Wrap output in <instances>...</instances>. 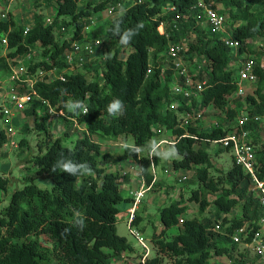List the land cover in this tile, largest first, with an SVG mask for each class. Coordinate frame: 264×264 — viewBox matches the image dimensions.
Listing matches in <instances>:
<instances>
[{
    "label": "trees",
    "instance_id": "1",
    "mask_svg": "<svg viewBox=\"0 0 264 264\" xmlns=\"http://www.w3.org/2000/svg\"><path fill=\"white\" fill-rule=\"evenodd\" d=\"M43 1L47 8L56 10V15L49 17L53 19L51 25L42 14ZM128 1L36 0L38 13L27 36H24L26 26L17 23L12 15L2 19L5 11L0 10V79L10 76L12 67L19 64L18 59L25 60L30 50L41 48L44 55L41 61L36 57L29 62L25 60L30 72L57 68L66 76V81L39 83L36 86L39 97H34L23 112L26 119H33L42 134L39 154L31 159L32 164L53 186L49 190L28 184L17 190L0 212V264H116L118 261L132 264L130 258H137L138 264H211L213 258L221 256H226L231 264L257 262V257L252 259L245 252L247 249L241 251L232 235L247 227L249 237L244 242H251L261 229L264 195L254 189L252 176L236 164L233 155L232 167L215 179L210 173L213 165L207 150L212 141L235 130L243 113L264 119V66L257 64V88L245 97L238 96L241 66L233 67L245 54L255 59L264 56V0H203L224 17V30L220 32H213L204 24L206 19L199 0H136L127 3L124 9L119 8ZM111 7H115L116 16L95 25L87 35L88 39L104 41L101 51L105 50L106 56L100 70L92 71L94 78L85 73H67L69 65L63 54L70 42L83 41L81 32L85 25H92L95 14ZM255 7L259 9L254 11ZM162 25L165 34L159 30ZM62 28L73 34L70 40L58 42L55 30ZM229 37L239 41L237 49L226 46L225 39ZM177 43L186 46L183 58L190 67L206 60L194 76L199 84L206 82L196 96L184 98L173 93L176 73L168 51L171 44ZM5 50L9 51L7 55ZM126 53L127 57L122 58ZM43 99L65 113L61 117L66 127L64 137L71 136L73 123L86 126L85 134L78 137L73 147H63L62 138L54 137L48 125L52 116ZM177 100L181 103L170 108ZM116 102H121L120 109L110 115L108 106ZM70 103L75 105L74 110L68 109ZM209 107L223 114L210 130L199 127L198 122L203 119L183 125L185 111L199 113ZM40 111L45 113L41 117ZM28 124L22 128L24 134L30 131ZM245 129L252 133L257 178L264 184V143L259 137L264 129L254 122H247ZM164 132H170L176 139H172V146L180 159L173 162L174 168L194 169L195 179L201 183L188 199L198 205V214L186 217L189 207L184 204L183 196L163 207L160 212L163 227L156 228L150 238L153 256L141 263L140 255L134 256V246L117 233L120 204L133 205V197L125 198L121 189L122 182L130 177L120 169L109 172L107 166L133 159L137 161L138 178L156 190L154 160L150 155L139 158V152ZM121 136L133 139L134 143L123 145L119 153L112 155L104 152L103 144L94 139L118 142ZM7 141V130L0 129V148ZM27 144L26 139L19 142L22 147ZM224 152L231 153L230 149L219 146L217 154ZM66 166L72 171L63 170ZM4 181L7 179L0 177V190L6 191ZM218 193L213 201L209 200L210 195ZM212 204L213 217L205 216ZM238 208L240 217L232 213ZM139 215L136 210L132 228L139 225L142 218ZM219 219L221 231L215 227V220ZM173 227L178 232L169 238ZM42 237L46 238V244L42 243Z\"/></svg>",
    "mask_w": 264,
    "mask_h": 264
},
{
    "label": "rangeland",
    "instance_id": "2",
    "mask_svg": "<svg viewBox=\"0 0 264 264\" xmlns=\"http://www.w3.org/2000/svg\"><path fill=\"white\" fill-rule=\"evenodd\" d=\"M91 1V0H86ZM2 7L0 10L5 11V18L2 17V19H9L10 15H12L15 19V21L21 25H24L26 27L33 26L34 25V19L35 15L38 13V10L36 8V0H1ZM43 12L42 14L45 15V17H51L56 15V10L47 8L46 5H44L43 1ZM129 4V2H128ZM56 8V6L54 7ZM259 8L255 7L254 11L258 10ZM52 21L53 19L50 18ZM94 25H101L104 24L105 21L111 19L108 16V9H105V11H100L97 14L93 16ZM62 20V17L61 19ZM49 24V23H48ZM206 25V22L204 23ZM227 28V26H226ZM163 27H160L159 30L163 31ZM64 33V35H63ZM71 30L67 31H59L55 30V38L58 42L64 39L70 40V35H72ZM90 39V38H89ZM91 40V39H90ZM81 41V40H79ZM103 51V52H102ZM99 51L98 54L95 57H92L88 60V63L85 68L83 67H76V69H68L67 72L69 74L71 73H85L88 75L89 78H94L95 74L92 71L100 70L101 68V62L104 61L106 54L105 50ZM9 52L7 50L4 51V54ZM127 54H123L122 58H126ZM38 61H41L44 58L42 48L37 50V54L35 56ZM34 57V59H35ZM245 58L250 57L249 54L244 55ZM254 57V56H253ZM33 59V60H34ZM264 59L263 57L258 56L256 60L258 63H261V60ZM23 60V58H21ZM242 59H239V61L233 65V67H238L240 63H242ZM21 64V63H19ZM103 74H101L100 81H103ZM174 82L172 83V88L176 82V77L174 76ZM244 95L242 97H245L246 94H252L255 92L257 88V84H248L244 82ZM1 102L0 101V114H1ZM176 103H181L180 100H177ZM231 105V102L228 103V106ZM75 105L73 103H70L68 105L69 110H74ZM44 112H39V117H41ZM220 118H223V114L220 113L219 110L214 109L213 107H209L204 112L203 120L198 122L199 127H201L204 130H210L212 127H214L218 120ZM30 125V131L27 134H24L22 131V128L24 124ZM73 123V122H71ZM76 124V122H75ZM48 125L52 128L54 131V137L62 138L61 144L63 147H73L75 141L78 139L79 136H83L86 131L85 125H74L73 127L74 131L71 133L70 137L65 136L64 133L66 130L65 127V121L64 119L60 118H54L51 117L49 120ZM12 128L15 131V134L12 137V141H15L17 144L22 139L27 140V145L24 147L19 146L15 147L12 144V141L9 140L7 143L0 148V177L4 180L7 179V181H4L6 191L0 190V212L9 205L11 202L13 196L15 195V192L17 190L23 189L28 184H35L41 189H51L53 184L52 181L48 178H45L43 176H40L37 171L38 169L33 166L32 164V158L39 154V146L38 143L40 142L42 138V134L39 133L38 129L35 127V122L33 119H29L24 117V115L17 114L15 117H5L0 115V129H8ZM63 136V137H62ZM260 141L264 143V130L259 133ZM95 140L99 141L101 144H103L104 152L108 154H116L121 151V148L123 145H132L134 143L133 139L125 136H121L120 141L118 142H112V141H106L104 139H101L100 137H94ZM172 139L175 141V137L171 136L170 132H164V134L159 135L157 137L152 138L139 152V158H142L143 156H148L153 153V160L155 162L156 166V179H157V189H151L149 192L147 191L144 195L145 198L143 199V204H140V209L144 210L143 217L140 220V223L138 226H134L133 230L141 236L147 245L151 249V256H153V250L151 246V236L154 232V230H159V226L162 223L161 220V209L163 207L169 206L172 202L179 200L181 196L184 197L186 205L189 207V211L186 213V217L189 218L191 216L198 214V205L194 202H190L188 199L191 197L192 190L197 189L201 186V183L197 179H195L196 174L194 169L187 170V169H181L176 170L174 168L173 162L175 160L180 159V155L177 154L175 148L171 146L170 144L161 143L162 141H168L172 142ZM218 146L217 145H210L208 147L207 152L209 153L211 157V162L213 165V168L210 169L211 175L217 179L218 176H222L226 174L229 169L233 165L232 160V153L230 152H224L222 154H217ZM137 161L133 159H127L123 163L114 164V165H108L107 169L109 172L115 171L116 169H120L121 173H127L130 177V179L133 181V179H138V171H137ZM166 170L168 171L166 173ZM187 177V181L180 182L179 179ZM139 183V180H137ZM143 184L144 181H142ZM146 187H148L146 185ZM156 187V186H155ZM122 194L125 198H128L130 193L129 189L126 186L125 182H122L121 184ZM254 189H256L254 187ZM258 195L259 193L256 192ZM220 193L216 194L215 196L210 195L209 200L213 201ZM156 203H155V201ZM154 201V203H153ZM127 202H122L120 204L121 212L118 215V223H117V233L121 237H125L127 241L132 244L135 247V250L142 251V247L138 244L137 236L135 233H131L129 229V212H127L128 208ZM215 211V206L212 204L209 206L207 212L205 213V216L213 217V213ZM232 213L237 216H241L240 208L234 210ZM216 224V230L221 231V219L218 221L215 220ZM177 228L173 227L169 230V238H172L174 235L177 234ZM261 235L264 237V226L262 227L260 231ZM42 243L46 244L47 240L45 237H42L41 239ZM241 251L244 252L246 249L243 244H239ZM246 253L250 256V258L253 259L255 257L251 251L248 249L245 250ZM133 257V256H132ZM128 258V256H127ZM125 259V258H124ZM264 259V257H263ZM140 260V259H138ZM130 263L132 264H138L137 258H130ZM123 261H118L116 264H122ZM229 259L226 256L221 257H215L211 260V264H228Z\"/></svg>",
    "mask_w": 264,
    "mask_h": 264
},
{
    "label": "built area",
    "instance_id": "3",
    "mask_svg": "<svg viewBox=\"0 0 264 264\" xmlns=\"http://www.w3.org/2000/svg\"><path fill=\"white\" fill-rule=\"evenodd\" d=\"M10 1V0H6ZM136 0H129L130 3H134ZM119 5L120 9H124L127 6V3ZM199 7L203 9L204 17L206 23L212 29L213 32H220L224 30L225 19L220 15L210 4L205 3L203 0H199ZM117 12L115 7L108 8V16L110 18L116 16ZM5 18V13L2 15ZM52 20L47 19V24L51 25ZM92 25H85L81 35L83 36V41L74 40L70 42L68 49L64 52V60L69 65L68 69H76V67L85 68L88 60L92 57H95L101 49H103L104 41L103 39H88V34L93 28ZM32 26L26 27L24 31V36H27L31 30ZM163 27L164 26H160ZM160 29V28H159ZM62 31H65V28H62ZM162 34H165L160 30ZM6 43V41H4ZM225 44L231 49H237L240 46L239 41L229 37L225 39ZM187 52V48L183 44H171L169 47L168 55L172 60V64L175 67L176 73V82L172 88L174 95H180L184 98H189L192 95H195L203 89V86L206 85V82L199 84L196 82L195 75L198 74L202 66L206 64V60H202L201 64H195L194 66H189L184 60L183 56ZM37 51L30 50L27 54L26 61L29 62L35 57ZM25 60L18 59V62L21 64L12 67V73L9 78L0 79V101L1 102V115L5 117H15L17 114H23V112L28 109L30 104L34 101V97H39L36 91V86L39 83L44 82L45 80H57L66 81V76L64 72H58L57 68H52L49 70L37 69L35 72H30L29 68L25 65ZM242 63H240V70H238L239 76V91L238 96L244 95L245 91L243 86L244 82L248 84H256L258 80V75L256 73V67L258 61L254 57L243 56ZM200 62V61H199ZM261 66H264V59L259 63ZM239 66V67H240ZM67 69V70H68ZM151 72V71H149ZM42 99V98H40ZM43 104H46L49 108V114L54 118H61L65 116L63 110H57L52 107L51 104L44 100ZM178 103H173L170 108L174 109L177 107ZM83 113H87V109L84 108ZM183 125H190V123L199 121L204 117V111L195 113L194 111H185L182 114ZM247 122L258 123L261 128L264 129V119L260 116L249 117L248 114L242 115L238 120V125L230 132L227 136L222 139L212 141L213 145L221 146L225 149H230L234 160L237 165L241 166L248 174H250L253 180L256 183V189H259L264 195V184L261 183L257 178L256 173V155H255V146L250 138V132L245 129ZM217 125V124H216ZM7 134L9 140L12 141V137L15 134V131L12 128H8ZM196 138V137H195ZM197 139V138H196ZM161 143L174 144L173 142L162 141ZM13 146L17 147V143L12 141ZM151 159L153 160V153L151 154ZM153 172L156 175V166L152 161ZM168 171L166 170V173ZM187 177L179 179L180 182L185 181ZM151 190V187H146L143 185L138 191L132 192L134 197V205L129 211V229L131 233H135L137 236L138 244L143 248L144 255L141 259L142 263H145L147 257L150 254V248L146 244L145 240L136 233L133 228L130 226L131 222L134 219L135 211L137 206L140 204L141 199L144 197L147 191ZM264 203V199H262ZM181 223L183 220L180 221ZM261 229L264 226V218L261 220ZM216 227V226H215ZM257 231L251 242H244L249 237V232L247 227H243L236 231L232 235V239L235 243L243 244L246 249L251 251L255 257H257L256 264H264V237L261 235L260 231ZM228 264H231L230 261Z\"/></svg>",
    "mask_w": 264,
    "mask_h": 264
},
{
    "label": "crops",
    "instance_id": "4",
    "mask_svg": "<svg viewBox=\"0 0 264 264\" xmlns=\"http://www.w3.org/2000/svg\"><path fill=\"white\" fill-rule=\"evenodd\" d=\"M124 174H127V173H124ZM129 176V175H128ZM137 180H139V183H138V181ZM125 183H126V186H127V188L129 189V193H130V195L129 196H132L131 195V193L132 192H135V191H138L139 189H140V187H142L143 185H145V184H143V182H142V180H140L139 178L137 179H133V181L130 179V180H127V181H125ZM149 192V191H148ZM145 198V196L143 197V199ZM143 199H142V201H141V205L143 204ZM155 201V200H154ZM154 201H153V203H154ZM155 203H156V201H155ZM130 205V206H129ZM128 205V208H126L127 209V212H129L130 211V209H131V204H129ZM141 207H140V205L138 206V209H137V212L139 211L140 212V217H143L142 215H143V211L144 210H141L140 209ZM144 218V217H143ZM142 219V218H141ZM163 227V225L161 224L160 226H159V228L161 229ZM132 245V244H131ZM133 246V245H132ZM135 248V247H134ZM135 253H134V256L135 255H140V251L138 250H135L134 251Z\"/></svg>",
    "mask_w": 264,
    "mask_h": 264
},
{
    "label": "clouds",
    "instance_id": "5",
    "mask_svg": "<svg viewBox=\"0 0 264 264\" xmlns=\"http://www.w3.org/2000/svg\"><path fill=\"white\" fill-rule=\"evenodd\" d=\"M68 73V72H67ZM11 75V74H10ZM10 77V76H9ZM9 77H7V78H9ZM7 78H5V80L7 79ZM120 106H121V102H116V103H111L109 106H108V109H107V111H108V113L110 114V115H115V113H117L118 111H119V109H120ZM204 110H206V109H204ZM205 112V111H204ZM244 114H248V113H243L242 115H244ZM23 115V114H22ZM58 119H60V118H58ZM193 123V122H192ZM76 124H78L77 122H76ZM75 124V125H76ZM191 124V123H190ZM79 125V124H78ZM216 125V124H215ZM246 130H248V129H246ZM249 131V130H248ZM250 132V138H251V136H252V133H251V131H249ZM230 133V132H229ZM228 133V134H229ZM227 134V135H228ZM226 135V136H227ZM172 142L174 143V141L172 140ZM16 143V142H15ZM165 144H168V143H165ZM171 146L173 145V144H170ZM17 147H19V144H17ZM219 147V146H218ZM221 147V146H220ZM223 148V147H222ZM63 170H65V171H72V169L70 168V167H68V166H66L65 167V169H63ZM90 173V172H89ZM146 185V184H145ZM148 186V185H147ZM148 187H150V186H148ZM132 195V194H131ZM133 197V196H132ZM141 201H142V199H141ZM133 203H134V197H133ZM140 204H141V202H140ZM139 204V205H140ZM134 205V204H133ZM133 205H132V207H133ZM138 205V206H139ZM138 206H137V208H136V210L138 209ZM131 207V208H132ZM147 244V243H146ZM150 248V247H149ZM150 252H151V249H150ZM151 254V253H150ZM150 254H149V256L147 257V258H149L150 257ZM143 255H144V252H143V248H142V251L140 252V261H141V259H142V257H143ZM147 260V259H146ZM141 263H142V261H141Z\"/></svg>",
    "mask_w": 264,
    "mask_h": 264
}]
</instances>
